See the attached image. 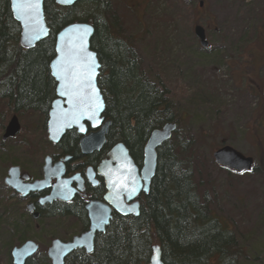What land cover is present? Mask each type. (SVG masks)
Instances as JSON below:
<instances>
[{"label": "rangeland", "instance_id": "374dc122", "mask_svg": "<svg viewBox=\"0 0 264 264\" xmlns=\"http://www.w3.org/2000/svg\"><path fill=\"white\" fill-rule=\"evenodd\" d=\"M105 1L109 16L117 21L119 40L130 57L136 56L141 77L168 104L177 124L174 137L189 141L187 147L196 144L192 146L200 158L196 180L201 184L199 192L208 195L201 202L228 224L240 253L235 264H264V46L254 43L256 31L264 32V0ZM196 24L206 30L208 49L195 36ZM249 31L253 43L245 50L252 49L256 56L238 55L240 41ZM0 115V264H13V248L25 242L9 248L13 226L27 227V241L40 247L29 264H51L47 252L52 242L69 241L81 232V224L58 217L35 221L25 204H6L13 192L5 184L12 166H20L34 179L41 177L44 159L53 152L45 116L15 114L6 102L0 103ZM14 115L21 132L3 144ZM226 145L253 158L258 171L230 177L213 158Z\"/></svg>", "mask_w": 264, "mask_h": 264}, {"label": "trees", "instance_id": "16d2710c", "mask_svg": "<svg viewBox=\"0 0 264 264\" xmlns=\"http://www.w3.org/2000/svg\"><path fill=\"white\" fill-rule=\"evenodd\" d=\"M109 14L107 1L84 0L72 8H61L54 0H45L50 37L35 49L26 51L19 45L21 28L13 19L10 0H0V103L6 102L18 115L28 112L44 115L46 129L48 112L56 98V85L49 68L56 56V36L71 24L92 21L95 34L91 49L107 72L104 78L108 93L105 117L113 123L108 144L119 137L129 146L134 158L140 160L142 143L149 131L174 122L161 94L153 85L139 80L140 66L136 56L128 55L124 43L119 40L117 21ZM256 38L254 43L264 46V32L260 35L256 31ZM251 43L249 31L240 41L237 54L255 55L252 49L245 50ZM225 61L221 54L220 63ZM1 119L0 115V129L3 130ZM188 143L173 137L161 147L152 189L149 196L142 199L139 217L120 218L99 238L93 254L75 252L66 264H148L155 245L162 248L164 264H212V261L235 264L239 248L234 247V236L228 224L215 215L206 202H201L202 198L207 200L208 195L199 192L201 184L196 180V171L200 170L196 164L200 158L192 148L196 144L187 147ZM63 147L67 154L76 156L75 134L64 137ZM11 202L22 206L17 196L12 195L6 204ZM49 215L44 210L41 219ZM25 217L30 220L29 216ZM13 228L10 249L28 238L27 227Z\"/></svg>", "mask_w": 264, "mask_h": 264}, {"label": "water", "instance_id": "95a60500", "mask_svg": "<svg viewBox=\"0 0 264 264\" xmlns=\"http://www.w3.org/2000/svg\"><path fill=\"white\" fill-rule=\"evenodd\" d=\"M84 0H72V3H61L60 0H54L55 4L61 8H72ZM104 2L105 0H99ZM200 7H204V2L200 3ZM10 8L13 19L19 24L21 34L19 38V45L23 50L30 51L35 49L39 44L44 42L50 37L51 30L46 21L45 15V0H40V16L39 24L36 27L43 26L45 32L34 33L32 31V22L27 18L18 17L16 8L13 5V0H10ZM87 27L89 30L86 35L82 33V29ZM80 29V31H78ZM196 38L199 40L200 45L204 49L210 47L207 39L206 30L204 27L198 25L194 29ZM95 34L93 22H78L71 24L61 30L56 36L55 44V58L50 63V75L56 83V99L52 103L48 122L47 133L50 142L58 144L64 136L70 131H77L78 135L82 138L80 140V149L83 154L88 155L95 151H100L106 144V137L109 133L111 122H106L103 125L104 119L102 116L106 110V103L104 96L98 85L100 76L101 64L98 60L97 53L91 49V41ZM38 36V38H33ZM81 45L84 49V55H90L98 67L93 79L94 87L97 90L99 100L102 107L93 119H89L86 115L82 116L78 121H72L71 117H67L70 124L60 127L62 123V114L70 112V105L68 98L61 95L63 90L61 87L62 82L57 79L54 73L58 70V61L70 51L78 50ZM86 95V93H85ZM88 125L92 129H99L97 133L88 134ZM103 125V126H102ZM83 127L84 131H81ZM177 129L176 124H168L162 130L155 131L151 135L145 149L144 161L141 171L135 165L128 149L124 145L116 146L108 155V165L113 162L116 163L115 169L111 166L106 168V185L108 193L105 200L108 204L113 206L119 214L123 217L133 216L135 218L140 215V204L136 201L141 192L146 195L149 193L151 183L155 178L158 167V149L165 143L171 140L173 134ZM21 132V124L19 118L15 115L11 118L5 133L2 137L3 142H7L16 138ZM215 164L227 172L237 175L250 173L254 170L255 160L234 149L232 146L226 145L217 149L213 153ZM70 157L65 159L68 161ZM55 170L52 167V159L47 157L45 159V166L43 168V179L37 180L32 184H26L24 181L28 176L21 171L19 167H12L8 171V176L5 179V184L8 188L12 189L16 194L27 198L30 194L41 193L48 189L54 179H58L59 183L52 191V194L45 199L41 200V205L51 204L57 199L69 201V198H63L61 195L67 191L65 185L61 181V175H55ZM122 184H127V188L121 187ZM135 187L137 191L131 193V189ZM131 193V196H130ZM27 210L32 214V218L37 221L40 219V214L35 212V206L29 204ZM89 212L91 229L89 232L75 237L71 242H62L54 240L48 249L47 256L51 264H66L67 258L77 250H85L87 254L94 251V239L96 233H104L106 228L110 225L111 211L102 205H90L87 207ZM40 247L33 241H27L20 247H15L12 250V263L13 264H27L39 251ZM148 264H164L162 248L159 246L152 247V255Z\"/></svg>", "mask_w": 264, "mask_h": 264}, {"label": "flooded vegetation", "instance_id": "af4514ba", "mask_svg": "<svg viewBox=\"0 0 264 264\" xmlns=\"http://www.w3.org/2000/svg\"><path fill=\"white\" fill-rule=\"evenodd\" d=\"M106 73L107 72L105 70H103L102 66H101L100 76L98 79V85H99V88L101 90L102 95L104 96L106 107H107L106 99L108 100V96H107L108 93H107V89L104 86V78H105ZM101 76H103V77H101ZM139 80H141L144 83L151 84L149 81H147L143 77L139 78ZM54 83H55V81H54ZM55 85H56V83H55ZM55 97H56V87H55ZM55 99H54V101H55ZM49 112H50V110H49ZM49 112H48V117H49ZM105 112H106V110H105ZM102 118L104 119L103 125L106 122L112 123L111 120H109L105 117V113L102 116ZM47 122H48V120L46 121V130H47ZM168 124H170V123L169 122L165 123L161 128L152 129L149 131L148 135L146 136L145 140L142 143L141 154H140L141 159L140 160H136L134 158L129 146L124 142L123 139H120L119 137H117L114 141H112L110 144H108V139L110 137V132L112 130L113 123L111 124L110 129H109V133L106 137L105 146L100 151H95V152L88 154V155H85L82 153V151L80 149V140L82 137L80 135H78L77 131H75V130L68 132L64 137H66L69 133L75 134L76 141H77V151H78L76 156L71 155V154L70 155L67 154L66 150L63 147V139L64 138L58 144H55V143H52L49 141V145L51 146L53 152H52V154L47 155L45 157V159L47 157L52 159V167L54 169H56L55 173H54L55 175L56 174L61 175L63 173V175L61 176V181L65 185V188L67 189V191L65 193H63L61 196L63 198H69V196H72V198L69 201H65L63 199H57L56 201L52 202L51 204L41 205V203H40L41 200L50 196L52 194L54 187L56 185H58V183H59L58 179H54L52 181L50 187L48 189H46L45 191H43L41 193L30 194L27 198H23L21 195L16 194L10 188H9V190H11L13 192V193H11L12 195L17 196L20 199V201L22 202V205H24V204L26 205L25 206L26 210H27V206L29 204H33L35 206V209H36L35 212L40 214V219L42 218L41 212L45 210L46 212L48 211L50 213V215L48 216L49 218L50 217L51 218L58 217V218H71V219L77 220L81 224V232L77 235H74L69 241H66V242H71L75 237L81 236V235L90 231L91 222H90L89 212L87 210L88 206L97 205V204L102 205L104 208H105V206H107L111 211L110 225L106 228L104 233H96L95 239H94V251L91 253V254H93L96 250L99 238L103 235H106L108 230L114 224H117L119 222L120 218H123V219L135 218L133 216L123 217L121 214L118 213V211L113 206L108 204L105 200V197L108 193L107 185H106V177H105L106 168H109L111 166L113 169H115V167H116V163H114V162L112 164H110V166L108 165L109 153L116 146L124 145L128 149L130 156L132 157L135 165L137 166L139 171H141V169L143 167V161H144V149H145L151 135L155 131L162 130ZM99 131H100V128L99 129H92L88 125V134L97 133ZM3 144H5V142H3ZM165 144H167V143H165ZM165 144H163L161 147H163ZM161 147L158 149V151H157L158 153H159ZM68 157H70V159L68 161H65V159H67ZM45 159H44L43 166L41 167L42 168V174H41L40 178L34 179L30 175L23 172L28 176V179L24 181L26 184H32L37 180L43 179V168L45 166ZM158 161H159V158H158ZM12 167H19L20 168V166H12ZM157 169H158V167H157ZM7 176H8V172H7ZM152 183H153V181H152ZM152 183H151L149 193L146 195L144 192H141L140 195L138 196L137 200H136L140 204V213L142 211V199L147 198L149 196L150 191L152 189ZM27 212H28V210H27ZM30 215H31V213H30ZM75 252H83L84 254H87L85 252V250H77ZM88 255H90V254H88ZM66 263H67V260H66Z\"/></svg>", "mask_w": 264, "mask_h": 264}, {"label": "snow or ice", "instance_id": "6c2138e0", "mask_svg": "<svg viewBox=\"0 0 264 264\" xmlns=\"http://www.w3.org/2000/svg\"><path fill=\"white\" fill-rule=\"evenodd\" d=\"M61 3H72V0H60ZM13 5L16 8L18 17H26L27 22H32V31L34 33L45 32L43 26L36 27L39 24L40 16V0H13ZM80 31V29H78ZM87 27L82 29V33H88ZM33 38H38L34 36ZM83 46L78 50L70 51L58 61V70L54 73L57 79L62 82L61 95L68 98L70 112L62 114V123L60 127L70 124L71 121L67 117H71L72 121H78L82 116H87L93 119L102 104L99 100L97 90L94 87L93 79L96 74V65L94 58L90 55H84ZM86 93V95H85ZM81 131H84L81 127ZM121 187L127 188V184H122ZM137 189L133 187L131 193H135ZM130 193V196H131Z\"/></svg>", "mask_w": 264, "mask_h": 264}]
</instances>
